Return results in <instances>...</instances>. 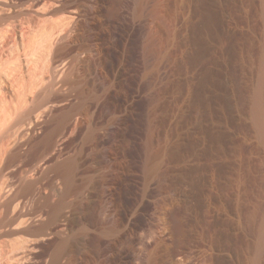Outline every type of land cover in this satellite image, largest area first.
Returning a JSON list of instances; mask_svg holds the SVG:
<instances>
[{"label": "rangeland", "instance_id": "1", "mask_svg": "<svg viewBox=\"0 0 264 264\" xmlns=\"http://www.w3.org/2000/svg\"><path fill=\"white\" fill-rule=\"evenodd\" d=\"M17 1L22 8L29 2ZM48 1L37 0L39 11ZM93 2L112 60L109 98L91 100L90 140L87 127L76 133L74 122L58 131L52 146L38 142L55 123L43 124L31 141L28 120L11 128L8 139L17 144H0V240L18 256L28 253L19 264L50 262L52 245L29 247L25 238L33 237L21 231L50 218L65 181L55 167L75 159L80 162L72 180L79 190L67 197L59 222L69 225L65 237L82 260L92 252L93 264H264V0ZM156 7L157 17L151 14ZM37 18L30 31L32 38L40 36L34 39L41 49L47 31ZM155 23L164 42L159 89L148 82L162 48L144 55ZM36 44L31 51L38 54ZM43 48L44 61L34 57L41 62L35 65L39 78L51 62ZM56 88L58 97L63 91ZM30 182L31 195L15 197ZM36 210V223L26 222Z\"/></svg>", "mask_w": 264, "mask_h": 264}, {"label": "bare ground", "instance_id": "2", "mask_svg": "<svg viewBox=\"0 0 264 264\" xmlns=\"http://www.w3.org/2000/svg\"><path fill=\"white\" fill-rule=\"evenodd\" d=\"M93 1L94 0H49L44 4L46 7L45 9L43 8V11L41 12L39 11L40 9H38L39 6L38 8L36 6L38 5L36 4L37 0H29L23 8L20 7L22 4L17 0H0V144H3L2 146L5 145L7 147V145L12 142L13 139H8V137H10L8 134L10 133L9 131L11 128H15V124L24 122L25 120L30 122L29 126V123L27 124L28 128L25 129L26 132L24 131L25 133H28V137L30 136V141L36 137L39 128L44 126L43 124H56V128L48 131L43 138L41 137V140L37 139L39 140L38 144L43 143V145L52 146L51 143L54 141L58 131L73 122L75 124L74 131L76 133L82 132L86 126L88 133L85 139L90 140L92 138L93 107H91L90 103L93 99L103 101L109 98L108 96L110 95L111 90L107 88V85L109 84V78L112 71V63L110 64L112 61L111 56L101 37V18L97 11L98 8L94 6L95 2ZM142 11L143 5L140 4L139 9L137 10V15H140V13L142 14ZM158 11L159 9L156 7L151 14L157 17ZM36 17H38L37 20H41L39 22L41 23L40 27L43 24L45 27V30H43L47 31L45 34L46 38L44 39L43 36L41 37L43 40H40L41 42H44L42 43L45 44V47L49 50L51 55V59L49 57L51 62L48 65L44 63L48 68L47 66L42 67L45 68L42 71L45 70L48 73L47 78L43 75L46 72L42 73L43 76L40 75V78L35 73V65L38 63L34 57L40 55L42 48L44 47V45L41 44L43 46H41L40 49V42H38L40 36L39 38H35L34 36L35 39H38V41H36L32 38V32L30 31L32 29L31 22H33L31 20H34V18L36 19ZM43 30L42 33H45ZM34 31L36 32L35 29ZM161 34L162 26L155 23L154 28L146 34L147 40L144 47L145 56L149 57L152 54L154 55L157 53L158 47L159 50L162 48L164 42ZM10 41L12 42V45L11 47H8L7 44L9 45ZM35 42L38 43L36 46H38V51H40L38 54L35 52L37 55L33 53L34 50L31 51ZM6 46L10 48L7 51L5 49ZM160 52L153 60L154 63L151 66L150 80L148 82V84L154 89H159L158 86L165 75V63L162 61V58H159L163 53V48ZM37 59L43 60L41 55ZM45 62L47 61L45 60ZM39 64L37 65L38 68H40ZM38 68L37 70L39 71ZM56 87L61 88L63 91L62 93H59L58 97H55L56 95L54 94L55 89H57ZM60 94L62 95L60 96ZM262 109L261 102H257L254 114L258 126H261L260 124L263 122L261 120V117L263 118ZM36 113L39 114L37 117L35 116ZM153 132L152 122L150 120L146 121L145 144L147 150H150L153 145ZM22 134L21 137H23ZM19 143H21V141H19ZM13 148L15 149V146ZM13 148L11 151L14 150ZM10 149L7 148L5 150L8 153ZM8 154L10 155V153ZM63 162L64 163H60V165H56L55 167L58 174L62 175L65 179L61 199H59L60 201H58L59 203H57V206L55 205L56 207H54L50 218H47L48 220L46 221L41 220V226L39 228L32 230L25 226L26 228L22 229V233H25V235L29 234L33 237H31L32 239L30 240V237L27 238L28 236H25L26 242H23L27 243L28 246L33 245V247L44 243L52 245L53 250L50 255L51 260L50 262H47L48 264H93L94 259L92 252L85 254V258L83 256L85 260H82V258L74 253V249L72 250V247L74 246L72 241L69 244L65 237L67 233L65 227L69 225H66L65 223L66 226L64 225L65 227H63L61 224L64 223L59 222L60 219L65 218L63 208L66 206L67 197L76 194L79 190L73 183L74 180H72V175L80 161L68 159ZM2 188L3 187L0 189L3 190ZM33 189L34 184L31 182L26 183L22 186L19 192L16 193L15 197L27 198L31 195ZM1 196L4 197V194L0 193V197ZM47 203L48 202L45 204ZM45 204H43V206ZM75 208H77L75 211H81L80 205L78 207L75 206ZM30 214L32 215L26 222L35 224L38 219L36 216L38 211L36 210ZM86 215L87 214L84 213L82 217L86 219ZM19 230H21V228ZM14 232L15 229L13 230V233ZM10 234L12 237V232ZM20 238L22 237L20 236ZM20 241L22 242V240ZM7 242L3 237L2 240H0V264H19L23 261L21 260L22 258L25 260L29 257L28 253L23 254V256H18L16 254L17 250L16 252L13 251V249L8 250L9 247ZM31 250H33V248H31ZM34 251L36 252V250ZM65 255H67L68 258L65 259ZM31 257L32 255L30 258Z\"/></svg>", "mask_w": 264, "mask_h": 264}]
</instances>
